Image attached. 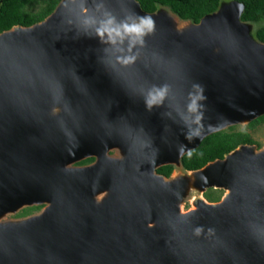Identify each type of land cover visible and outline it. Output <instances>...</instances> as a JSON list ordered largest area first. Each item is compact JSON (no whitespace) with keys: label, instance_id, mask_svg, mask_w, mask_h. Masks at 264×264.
<instances>
[{"label":"water","instance_id":"obj_1","mask_svg":"<svg viewBox=\"0 0 264 264\" xmlns=\"http://www.w3.org/2000/svg\"><path fill=\"white\" fill-rule=\"evenodd\" d=\"M226 1L195 23L136 0H61L0 33V264H264V147L182 166L264 115V43ZM167 165L179 176L156 173ZM207 189L225 194L209 203Z\"/></svg>","mask_w":264,"mask_h":264},{"label":"trees","instance_id":"obj_2","mask_svg":"<svg viewBox=\"0 0 264 264\" xmlns=\"http://www.w3.org/2000/svg\"><path fill=\"white\" fill-rule=\"evenodd\" d=\"M0 19H4L6 10L11 0H0ZM38 6L35 11H24L18 17L7 19L0 26V33L10 30L14 26L29 27L47 18L57 7L61 0H27ZM220 0H209L212 10H214ZM244 5V13L241 17L244 22H259L264 19V0H236ZM141 7L147 13L156 11L157 5L171 8V10L182 20H192L199 23L200 19L210 11H205L197 5L195 0H141ZM257 38L264 43V27L257 30ZM226 152H213L210 154L198 155L197 150L185 154L182 158V166L187 171H194L203 168L209 162L216 159H223ZM173 172L171 165L164 166L158 170V173L165 177H170ZM208 199V198H206ZM209 200V199H208ZM36 208V207H35Z\"/></svg>","mask_w":264,"mask_h":264},{"label":"rangeland","instance_id":"obj_3","mask_svg":"<svg viewBox=\"0 0 264 264\" xmlns=\"http://www.w3.org/2000/svg\"><path fill=\"white\" fill-rule=\"evenodd\" d=\"M136 1L141 5L140 3L141 0H136ZM195 1L197 2V5H199L201 9L205 11H208L210 9V11H208L204 16L216 12L221 7L222 4L228 3L226 0H222L220 5L218 3L217 7L214 10H212L211 9L212 6L209 0H195ZM37 8H38L37 5H35L34 3L32 4L27 0H11L6 10L5 18L0 19V26L6 23L5 21L9 18L12 19L18 17L19 14L24 11H35L37 10ZM253 24H254L253 25L254 30L262 28L264 27V19H262L259 22H255ZM245 145L255 146L257 147L258 150H261L264 147V115L250 122L230 125L220 131H217L209 135L200 143L198 148L195 150H197L198 155L210 154L213 152H226L225 155H227L233 152L234 150L238 149L239 147ZM108 156L116 158L118 156V153L116 152V150H111L109 151ZM172 167H173L172 174H175L174 169L176 170L177 168H174V166ZM224 194L225 191L223 190L207 189L203 193V197L208 198L210 201H216L218 197H220L221 195L223 198ZM195 196H198L197 191L195 190L188 191L187 196L182 203V210L184 212L194 209V207L192 206V202H193L192 199ZM209 203H213V202H209ZM18 213H15L13 215H6L4 218H2V221L20 219L16 217Z\"/></svg>","mask_w":264,"mask_h":264},{"label":"flooded vegetation","instance_id":"obj_4","mask_svg":"<svg viewBox=\"0 0 264 264\" xmlns=\"http://www.w3.org/2000/svg\"><path fill=\"white\" fill-rule=\"evenodd\" d=\"M96 161V158L95 157H87L85 159H82L76 163H74L72 165V167H75V168H80V167H86V166H89V165H92L93 163H95ZM164 167V166H162ZM160 167V168H162ZM158 168L156 170V173L159 174V175H162L160 173H158V170L160 169ZM164 176V175H162ZM212 190H215V189H212ZM206 199V198H205ZM207 200V199H206ZM222 200V195L220 197H218V199L216 201H210V200H207L208 202H213V203H218ZM193 201V199H192ZM36 207V208H35ZM42 208H44L43 205H40V206H32V207H26L24 209H22L18 214H17V218H25V217H28V216H31L33 214H36L37 212H39Z\"/></svg>","mask_w":264,"mask_h":264},{"label":"bare ground","instance_id":"obj_5","mask_svg":"<svg viewBox=\"0 0 264 264\" xmlns=\"http://www.w3.org/2000/svg\"><path fill=\"white\" fill-rule=\"evenodd\" d=\"M176 170H175V174H174V177L176 178L177 176H179V172L182 171L181 167L180 166H176ZM192 176H194L192 173L190 174V181H189V184H192L193 181H194V185H196V179L194 178V180H192ZM197 197H193V203H196L197 201Z\"/></svg>","mask_w":264,"mask_h":264}]
</instances>
